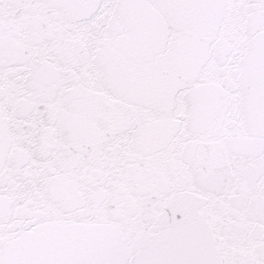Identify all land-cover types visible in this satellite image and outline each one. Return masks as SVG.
<instances>
[{"label": "snow or ice", "instance_id": "1", "mask_svg": "<svg viewBox=\"0 0 264 264\" xmlns=\"http://www.w3.org/2000/svg\"><path fill=\"white\" fill-rule=\"evenodd\" d=\"M0 264H264V0H0Z\"/></svg>", "mask_w": 264, "mask_h": 264}]
</instances>
